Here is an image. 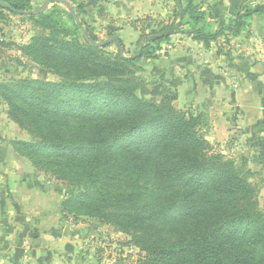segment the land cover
Here are the masks:
<instances>
[{
    "label": "trees",
    "instance_id": "1",
    "mask_svg": "<svg viewBox=\"0 0 264 264\" xmlns=\"http://www.w3.org/2000/svg\"><path fill=\"white\" fill-rule=\"evenodd\" d=\"M2 1L7 6L0 2V20L7 13L19 15L38 27L27 43L9 44L59 76L54 82H0V96L9 117L33 136L15 140L14 148L74 185L61 204L63 217L114 224L129 237L127 243L145 252L143 264H264L257 172L246 169V157L239 162L215 151L202 132V116L173 104L178 82L147 88L136 75L141 59L159 58L176 34L191 36L206 49L222 39L221 45L229 43L254 17L264 19V0H247L217 28L203 1L174 0L170 21L144 20L139 50L128 57L122 55L118 27L110 24L106 40L111 41L97 45L106 40L59 6L62 0H51L56 4L39 14L33 13L32 0ZM113 43L117 53L108 50ZM257 142L264 159V136ZM141 183H170L178 190L174 196L142 195L143 189L136 190Z\"/></svg>",
    "mask_w": 264,
    "mask_h": 264
},
{
    "label": "rangeland",
    "instance_id": "2",
    "mask_svg": "<svg viewBox=\"0 0 264 264\" xmlns=\"http://www.w3.org/2000/svg\"><path fill=\"white\" fill-rule=\"evenodd\" d=\"M69 1L72 5H75L76 15L84 23L94 28L100 41H104L108 38V26L110 24L118 27L117 33L124 41V47L121 48H123L124 55L127 57L134 55L139 50L137 40L141 34V26L144 24V20L147 22L149 20L147 17H152L155 21H170V16L173 14L175 7L172 3L167 2L169 0H165L162 10L157 14L143 13L136 16H128L127 14L119 16V13L109 12L107 4L102 1L98 3H94L95 1L88 2L87 0ZM248 1L254 3L257 0ZM46 2L47 0H32L33 11L40 9ZM54 4L56 3H49L47 9L50 10ZM57 4L72 12L63 1H58ZM206 4L207 3L204 2L203 8L206 7V12H209L216 3L214 0H211L208 4L209 6H204ZM77 5H81L82 7L77 8ZM210 17L213 18V16ZM133 21H135V24H133ZM209 22L211 23V20H209ZM212 23V26L215 28L216 22ZM37 30L38 27L30 21L28 17L7 13L6 18L0 20V82L22 79H37L53 82L59 80L57 74L23 57L15 45L9 44V42H13L17 45L27 43L34 34H36ZM187 38H191V36L176 34L172 37L170 42L164 45V49L161 51L162 53L159 58H142L139 62L141 69L138 70L136 75L143 78L147 88H153L155 84H159L163 81L175 82L176 84L178 82L175 87L178 91V98L173 104L184 111L193 112L202 116V132L205 134L206 138L210 140L215 151L221 152L227 157L234 158L239 162L242 157H246L248 161L246 169L250 168L258 174L254 177V181L259 184L260 191L258 197L260 206L264 210V159L260 158L261 146L258 145L257 142L259 136H264V114L260 115V120L263 122H260L258 126L242 128L237 122L238 117L234 106L232 107L231 104L229 105V103L225 101L220 108H216L214 102L210 104L212 100L216 101L214 98H221V96L225 95L224 89L219 88L216 90L213 86L212 92L204 89V93H202L200 92L202 89L196 88V94H193L194 88H192L188 82L189 78H187L188 75H186V72H179V75L183 78L180 79V77L177 76V71L174 68L172 69L171 64V56L174 49L182 41L188 40ZM222 41L223 39L212 43L211 47L214 48L215 53L212 55V58L215 57L217 53L218 58H221L220 64L227 66V69H230V72L233 73L228 83L232 81L233 85H235L237 78H235L236 75L234 72H236L238 65L233 61H235V56L239 57L244 52L240 51L241 47L237 43L229 42L225 45H221L220 43ZM221 48L223 52L218 53ZM191 49L196 48L193 46ZM108 50L117 53L119 47L117 44L113 43L108 47ZM165 52L166 54L168 52V55H164L163 53ZM209 54H211V52H209ZM244 54L246 55V53ZM212 84L215 85L214 82ZM188 90L191 91L192 97L190 98L193 99L197 97L196 102H198V104L202 105L203 102L208 101L206 103L207 107H191V105H189L190 99L187 94L185 95V92ZM138 93L141 94L140 91H138ZM147 97L149 98L150 95H147ZM262 97L263 101L260 106L264 108V96ZM196 102H194V105H196ZM8 109V104L0 96V142L3 141L2 143L4 144H10L8 146H10L11 150H14L16 170H34L37 176H39L47 186H50L53 208L57 200H61L62 204L65 197L71 194L74 185H71L68 181L59 180L53 173L46 171V169L35 166L29 157L19 153L14 148L13 142L15 140L32 141L33 136L27 129L22 128L9 117ZM260 125H262V127ZM132 188L133 186H129V188L126 189ZM141 189L144 190L142 195L159 191L174 196L177 193L178 187L170 183L150 184L148 186L145 183H141L136 187V190ZM61 219L64 220L62 226L65 224L68 225V231L74 229L71 238L76 240V245L74 251H67L69 248L64 246V244L63 246H59L65 253L53 258V264H143L146 256L145 252L138 246L127 243L129 237L125 233L119 231L114 224L107 223L98 217L89 216H83L78 220H74L73 216L69 215L68 217H63L62 214ZM0 264H4L2 259H0Z\"/></svg>",
    "mask_w": 264,
    "mask_h": 264
},
{
    "label": "crops",
    "instance_id": "3",
    "mask_svg": "<svg viewBox=\"0 0 264 264\" xmlns=\"http://www.w3.org/2000/svg\"><path fill=\"white\" fill-rule=\"evenodd\" d=\"M87 1H95L94 3L102 1L107 4L109 12L119 13V16L126 14L136 16L143 13L157 14L162 10L165 0ZM201 1L203 4L207 3L204 5L207 6L211 0ZM246 1L214 0L216 4L207 12V18L211 23L216 22L215 28L225 25L237 8ZM167 2L175 5L174 0ZM204 10L207 11V8L204 7ZM187 39L174 49L171 64L180 79L182 76L179 72H186L188 82L194 88L193 94H196V88L202 89L200 91L202 93L204 89L212 92L213 86L216 90L222 88L225 95L214 98L216 101L212 100L210 104L214 102L215 107L220 108L225 101L234 106L237 122L242 128H252L263 122L260 115L264 114V108L260 104L264 96V19L254 17L248 30L230 40L241 47L240 51L246 53L239 54V57L235 56L233 61L238 65L234 72L237 78L235 85L232 81L228 83L233 73L227 66L220 64L221 58H218L217 53L212 58L215 54L213 47L206 50L201 42L192 38ZM193 46L196 49H191ZM190 92L188 90L185 95L189 97L191 107H207L208 101L200 105L196 102L197 97L190 98L192 97ZM2 142H0V256L10 257L16 264H53V258L65 253L59 246L64 244L69 248H65L67 251L75 250L76 240L71 238L74 229L68 231L67 224L62 226L64 220L61 219V200H57L53 208L50 186H47L34 170H16L15 152L8 146L10 144Z\"/></svg>",
    "mask_w": 264,
    "mask_h": 264
},
{
    "label": "water",
    "instance_id": "4",
    "mask_svg": "<svg viewBox=\"0 0 264 264\" xmlns=\"http://www.w3.org/2000/svg\"><path fill=\"white\" fill-rule=\"evenodd\" d=\"M0 2H1L4 6H7V4H6L4 1L0 0ZM63 2L66 3V4L69 6V8H70L71 11H72L73 16H74L77 20H79L78 16H77L76 13L74 12L73 7H72L67 1L63 0ZM49 3H51V0H47V2H46L45 4H43V6H42L40 9L35 10L33 13H34V14H39V13L45 11V10L47 9ZM110 41H111V39H108V40H106V41H104V42H102V43H96V44H97V45H99V44H100V45H106V44L109 43ZM121 52H122V55H124V50H123V48H121ZM0 258L4 261V264H16V263H14V262L12 261V259H11L10 257L0 256Z\"/></svg>",
    "mask_w": 264,
    "mask_h": 264
}]
</instances>
